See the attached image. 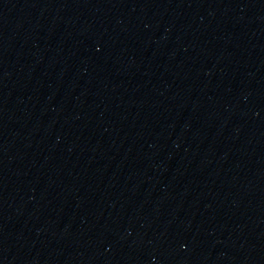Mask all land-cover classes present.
I'll return each mask as SVG.
<instances>
[{"label":"water","instance_id":"1","mask_svg":"<svg viewBox=\"0 0 264 264\" xmlns=\"http://www.w3.org/2000/svg\"><path fill=\"white\" fill-rule=\"evenodd\" d=\"M0 264H264V0H0Z\"/></svg>","mask_w":264,"mask_h":264}]
</instances>
